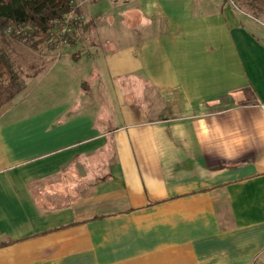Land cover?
Wrapping results in <instances>:
<instances>
[{
    "label": "crops",
    "instance_id": "crops-1",
    "mask_svg": "<svg viewBox=\"0 0 264 264\" xmlns=\"http://www.w3.org/2000/svg\"><path fill=\"white\" fill-rule=\"evenodd\" d=\"M121 1L86 5L95 31L43 49L0 112V264L259 263L264 25Z\"/></svg>",
    "mask_w": 264,
    "mask_h": 264
},
{
    "label": "trees",
    "instance_id": "trees-1",
    "mask_svg": "<svg viewBox=\"0 0 264 264\" xmlns=\"http://www.w3.org/2000/svg\"><path fill=\"white\" fill-rule=\"evenodd\" d=\"M89 4H97L103 0H85ZM264 1V0H263ZM70 14L68 27L71 32L64 35L67 46H71L77 40V34H89L94 32L97 20H83L81 9L78 7L77 0H0V37L3 38L7 31L10 37L18 42L37 49L43 42L45 43L51 30V23L54 21H62V19ZM23 29L17 34L18 29ZM29 28L30 30H26ZM25 30V31H24ZM53 48L58 47L52 46ZM19 73L11 63L8 54L3 47L0 46V107L10 102L17 94L24 89ZM96 217L95 219H102ZM74 222L40 235L62 231L80 225ZM15 243L8 241L0 243V248L7 247Z\"/></svg>",
    "mask_w": 264,
    "mask_h": 264
},
{
    "label": "rangeland",
    "instance_id": "rangeland-1",
    "mask_svg": "<svg viewBox=\"0 0 264 264\" xmlns=\"http://www.w3.org/2000/svg\"><path fill=\"white\" fill-rule=\"evenodd\" d=\"M123 2H125V0H122L120 4L124 9H127V10L132 9V4H133L132 0L128 2L126 6L123 4ZM77 3H78V7L81 10L84 9V7L89 4V2L85 0H77ZM238 4H239V11H233V12H235L239 17H241V19L245 22V24H248V23L255 24V22L253 23V20H250V19L258 18V22L260 21V23L264 25V1L263 0H238ZM25 29L30 30L29 28H25ZM22 31L23 29L19 28L17 30V34H19ZM9 32H11V30L10 31L8 30L7 34L3 38L0 37V46L3 47L6 53L8 54V57L11 63L16 68L17 72L20 75L22 82L25 85L24 89L19 93L21 94L26 89V87L28 88V86H30L31 83H33V81L35 80L36 71L38 70L37 58L39 57V53L45 48H52L53 45H48L47 39H46L45 43L43 42V44L40 47L34 50L18 42L14 38L10 37ZM259 37L263 39V36L261 35V33H259ZM121 43H123V41ZM64 46L67 47V44H65ZM59 47L61 46H58L57 48ZM54 90L56 89L54 88ZM36 91H38V88L36 89ZM22 95L23 93L17 97L15 96L10 102L0 107V112L4 110L5 108H7V106L11 102H14V101L16 102L17 99L19 100L22 97ZM263 259L264 258H262L261 261L257 264H261L262 261H264Z\"/></svg>",
    "mask_w": 264,
    "mask_h": 264
},
{
    "label": "built area",
    "instance_id": "built-area-1",
    "mask_svg": "<svg viewBox=\"0 0 264 264\" xmlns=\"http://www.w3.org/2000/svg\"><path fill=\"white\" fill-rule=\"evenodd\" d=\"M226 6L231 8L234 11H239L238 0H221ZM70 14L62 19V21H54L51 23V30L47 37L48 45H58L64 46L67 44L66 39H64V35L71 32L68 25V20L70 18ZM82 18V17H81Z\"/></svg>",
    "mask_w": 264,
    "mask_h": 264
}]
</instances>
